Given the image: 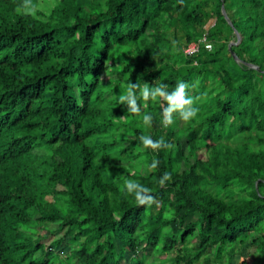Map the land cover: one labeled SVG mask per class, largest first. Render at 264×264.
Returning <instances> with one entry per match:
<instances>
[{
	"label": "trees",
	"instance_id": "16d2710c",
	"mask_svg": "<svg viewBox=\"0 0 264 264\" xmlns=\"http://www.w3.org/2000/svg\"><path fill=\"white\" fill-rule=\"evenodd\" d=\"M178 80L189 121L119 101ZM56 262L264 264V0H0V264Z\"/></svg>",
	"mask_w": 264,
	"mask_h": 264
},
{
	"label": "clouds",
	"instance_id": "9594fccd",
	"mask_svg": "<svg viewBox=\"0 0 264 264\" xmlns=\"http://www.w3.org/2000/svg\"><path fill=\"white\" fill-rule=\"evenodd\" d=\"M30 12L31 9H28ZM189 86L182 80H178L175 86L169 90L165 84H154L149 86L145 83L143 86L137 83H130L128 87L122 90L119 101L126 108L129 114H138L141 108L138 104L139 100L147 101L149 99L155 101L159 98L161 111L159 113L160 123L162 126L167 127L174 122V114L183 121H189L198 112V108L194 106V100L190 95L186 94V89ZM153 115L146 113L142 117V121L145 125L151 126ZM139 142L145 148L158 149L162 146L171 147V145H165L163 138L153 140L149 135L139 136ZM158 161L153 160L150 168H155ZM171 179L170 173L165 172L160 178L159 183L163 185L166 181ZM124 189L127 193L131 194L138 204H145L153 200V196L150 194V189L144 185L138 183L135 180L125 179L123 181Z\"/></svg>",
	"mask_w": 264,
	"mask_h": 264
},
{
	"label": "water",
	"instance_id": "95a60500",
	"mask_svg": "<svg viewBox=\"0 0 264 264\" xmlns=\"http://www.w3.org/2000/svg\"><path fill=\"white\" fill-rule=\"evenodd\" d=\"M222 13H223L224 18L226 19V21L230 24V26L233 27L234 32H235V34H236V38H237V40H236L235 42H231V43L229 44V50H230L231 55L233 56V58H234L237 62H240L239 57H238L237 54L232 50V46H233V45H237L238 43H240L241 40H242V36H241V34L239 33V31L234 27V25H233L231 19L229 18V16H228V14H227V12H226L225 7H224L223 4H222ZM247 65H249L250 67L258 68V66H255V65L250 64V63H248Z\"/></svg>",
	"mask_w": 264,
	"mask_h": 264
},
{
	"label": "built area",
	"instance_id": "2783aa9c",
	"mask_svg": "<svg viewBox=\"0 0 264 264\" xmlns=\"http://www.w3.org/2000/svg\"><path fill=\"white\" fill-rule=\"evenodd\" d=\"M205 47L208 49V50H211L212 49V45L209 44V43H206L205 44ZM198 50V45H192L189 49H188V53L189 54H193L194 52H196Z\"/></svg>",
	"mask_w": 264,
	"mask_h": 264
},
{
	"label": "rangeland",
	"instance_id": "374dc122",
	"mask_svg": "<svg viewBox=\"0 0 264 264\" xmlns=\"http://www.w3.org/2000/svg\"><path fill=\"white\" fill-rule=\"evenodd\" d=\"M50 227H52V226H50ZM47 242H49V240H47ZM231 249L234 251V253L237 252V247H236V246H234L233 248H230L229 250H231ZM251 253H252V255H254V254H253V249H251ZM155 255H156V254L153 253V254L150 255V257L153 259V258L155 257ZM170 256H173V253H171ZM224 259H225V258H224ZM225 260H226V259H225ZM55 264H60V263H59V262H56Z\"/></svg>",
	"mask_w": 264,
	"mask_h": 264
}]
</instances>
